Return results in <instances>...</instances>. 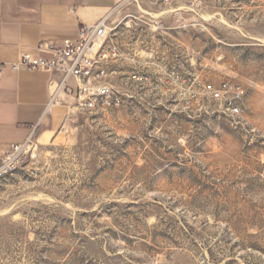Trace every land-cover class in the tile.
Segmentation results:
<instances>
[{
  "label": "rangeland",
  "instance_id": "374dc122",
  "mask_svg": "<svg viewBox=\"0 0 264 264\" xmlns=\"http://www.w3.org/2000/svg\"><path fill=\"white\" fill-rule=\"evenodd\" d=\"M110 22L114 103H64L0 181V264H264V0H128Z\"/></svg>",
  "mask_w": 264,
  "mask_h": 264
},
{
  "label": "crops",
  "instance_id": "0c3cea01",
  "mask_svg": "<svg viewBox=\"0 0 264 264\" xmlns=\"http://www.w3.org/2000/svg\"><path fill=\"white\" fill-rule=\"evenodd\" d=\"M122 0H1L0 160L40 130H54L62 121L46 113L52 80L60 75L13 65L24 54L46 59L65 40L76 41L82 28L112 17ZM46 46L43 50L40 46ZM52 116L63 114L62 105L74 100L60 94ZM48 133L51 131H47Z\"/></svg>",
  "mask_w": 264,
  "mask_h": 264
},
{
  "label": "built area",
  "instance_id": "2783aa9c",
  "mask_svg": "<svg viewBox=\"0 0 264 264\" xmlns=\"http://www.w3.org/2000/svg\"><path fill=\"white\" fill-rule=\"evenodd\" d=\"M126 1L128 0H122L120 5ZM113 31V23L108 17L94 26L82 28L76 41L65 40L60 47L52 51V58L24 54L13 68L19 71L21 66H25L32 71L60 75V80L50 82L52 94L47 114H50L58 103L60 94L74 98L82 110L93 111L99 106H112L113 91L107 78L108 61L117 56L115 49L111 50ZM44 48L46 46H40L41 50ZM4 69L5 65L0 60V77ZM231 91L237 98L243 94L240 88H233L228 84H224L219 90L210 88L212 97L218 100ZM232 111L238 113L239 110L234 108ZM33 138L34 135L24 144L12 146L11 153L0 160V181L18 171L27 160L36 158L37 148L33 145Z\"/></svg>",
  "mask_w": 264,
  "mask_h": 264
}]
</instances>
